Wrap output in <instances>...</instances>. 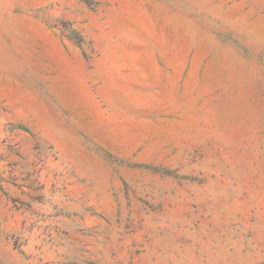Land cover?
<instances>
[{"label":"rangeland","instance_id":"1","mask_svg":"<svg viewBox=\"0 0 264 264\" xmlns=\"http://www.w3.org/2000/svg\"><path fill=\"white\" fill-rule=\"evenodd\" d=\"M0 264H264V0H0Z\"/></svg>","mask_w":264,"mask_h":264}]
</instances>
